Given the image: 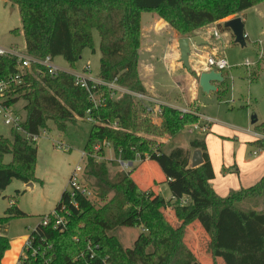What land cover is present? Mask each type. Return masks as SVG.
Segmentation results:
<instances>
[{
    "label": "trees",
    "instance_id": "trees-1",
    "mask_svg": "<svg viewBox=\"0 0 264 264\" xmlns=\"http://www.w3.org/2000/svg\"><path fill=\"white\" fill-rule=\"evenodd\" d=\"M3 1L18 9L21 28L11 33L22 32L27 55L62 58L73 70L83 50L94 52L96 32L98 77L105 82L116 78L119 86L144 94L148 91L138 71L142 13L156 15L180 38H187L200 28L219 25L256 4H264V0ZM13 75H18V83L10 87L3 103L14 106L24 101L21 126L29 135L39 136L49 122L64 132L69 124L84 119L88 111L94 121L83 147L81 181L86 183L89 196L78 194L72 204L63 191L53 210L61 212L64 207L66 213H61L66 228L52 230L38 222L30 233L34 241L45 239L52 246L48 264H201L185 242L186 229L195 222L207 235L206 254L212 264H216V255L224 264H264V213L239 208L244 201L256 204L263 197L264 176L251 187L220 197L210 185L214 175L204 138L191 137L187 147L170 144L172 141L162 145L156 140L181 136L185 128L199 123L197 111L182 114L163 106L161 113L152 117L130 95L107 97L95 108L69 74L56 78L30 74L18 70L13 58H0V80ZM225 75L223 72V81L216 86L218 97L227 89ZM255 130L264 133V123ZM103 142L111 145L114 158L99 162L94 154L102 156L105 148L95 151L94 147ZM250 145L264 151V139ZM194 151L201 159L196 167L191 166ZM7 155L11 159L5 163ZM137 155L142 163L158 167L169 200L142 190L133 180V172L124 171L117 162L133 163ZM36 161L34 141L14 131H10V138L0 136V198L13 181H35ZM19 195L16 192L0 224L28 216L17 206ZM167 209L178 225L169 223L163 213ZM119 228L141 230L131 248H123L112 235ZM9 246V240L0 236V262ZM26 264L41 262L30 259Z\"/></svg>",
    "mask_w": 264,
    "mask_h": 264
},
{
    "label": "rangeland",
    "instance_id": "rangeland-1",
    "mask_svg": "<svg viewBox=\"0 0 264 264\" xmlns=\"http://www.w3.org/2000/svg\"><path fill=\"white\" fill-rule=\"evenodd\" d=\"M239 17L242 20L243 32L246 36L244 47L232 44L234 42L233 35L224 28V22L229 18L222 20L219 25H208L187 35L190 41L189 64L192 70V73L189 74L180 61L178 64L179 71H175L171 64L169 68L166 67L167 63H172L180 55L178 50L179 34L166 25H162V21L156 15L145 12L141 14V29L143 31L151 29L152 31L151 36L147 31H144L141 35L139 73L144 84L146 85L147 81H152L153 85L158 86L157 88L168 91L169 93L161 94L150 89L153 94H159L160 97L174 103L178 99L182 100V98L194 101L184 110L189 111L190 108V110L198 112L197 105L201 114L216 121L210 125L211 131L209 132L192 131L187 127L181 136L173 138V140L169 137L156 139L158 144L163 145L172 141L170 144L187 147L186 143L191 137L204 138L205 140L211 133H217L216 135H219L221 139L212 136L213 139L209 137L207 140L211 149L219 148L220 143H224L227 146L232 145L238 154L242 144H244L242 140L238 145L235 140H232L231 136H226L223 133L242 127L248 132H253L257 125L264 123L263 4L254 5ZM154 20L158 21V24L155 25ZM20 28L17 7L0 0V45L7 48L13 47L19 52H24L25 44L22 32L19 31L18 34L11 33L12 30H20ZM214 31H217L218 37L213 35ZM194 37L200 38L206 44L196 45L192 42ZM93 40L94 52L88 49L83 50L81 58L73 70L80 73L88 65L91 75L95 77L99 73L100 58L99 38L96 32H93ZM208 55L222 56L228 63V69L225 72L227 89L221 97H218L216 92L204 93L198 86L199 75L208 72L204 67V60ZM54 63L63 70H69L68 65L62 58H56ZM150 68L151 70H149ZM178 87L183 90L182 96L184 97L173 93V91L179 90ZM24 104V101H19L13 107L22 116L24 114ZM92 123L84 118L78 120L75 124H69L64 132H60L49 122L48 128L40 132L38 139L35 141L37 161L34 174L35 181L31 183L32 188L22 187L21 182L13 181L7 189L12 196H15L16 192H20L17 206L28 215L24 218L9 221V242L13 238H24L25 242L39 222L40 217L48 214V212L51 213L58 203L61 193L70 189V176L76 173L80 179L83 178L84 158L82 152ZM215 125L217 127H214ZM10 131V128L5 126L0 119V136L10 138ZM257 133L264 136V133ZM224 137L232 139L223 140ZM65 148L68 151H65ZM94 157L99 162L108 161L114 158V152L111 147L105 148L102 156L95 153ZM10 159L11 157L7 155L4 162L8 163ZM135 164V167H137L138 164ZM146 166L143 172L140 169L141 166L134 168L135 170L132 167L131 170L129 169L130 172H133V180L142 190L154 191L158 196L169 200L168 187L163 182L164 178L158 167L156 165L154 167L150 162ZM78 167L81 168L80 172H76ZM129 170L125 169L126 172ZM152 180H154V183L150 187L149 182ZM85 184L83 181L84 186ZM225 196L227 195L225 194ZM239 208L264 213V195L258 203L244 201L239 204ZM140 232V229L119 228L113 231L112 235L119 240L123 248H131ZM185 242L201 264H212V259L206 254L207 235L198 222L191 224L186 229ZM219 264L224 263L220 260Z\"/></svg>",
    "mask_w": 264,
    "mask_h": 264
},
{
    "label": "built area",
    "instance_id": "built-area-1",
    "mask_svg": "<svg viewBox=\"0 0 264 264\" xmlns=\"http://www.w3.org/2000/svg\"><path fill=\"white\" fill-rule=\"evenodd\" d=\"M214 36L218 37L217 31H214ZM246 38V36H245ZM9 57L13 58L16 62V67L20 71H28L30 74H46L51 78H56L62 73H67L72 77L74 86L83 89L87 95L89 101L96 108L101 106L106 98L117 99L123 95L132 96L137 102H139L144 109L152 116L155 117L161 113V108L166 106L163 102H160L157 98L151 97L144 93L132 92L126 88H123L117 84V79L115 78L111 82L102 81L98 76H92L91 71L88 65H86L82 72H76L74 70H63L58 65H55L54 60L50 56L44 58H37L34 56L27 55L24 52H19L13 47H4L0 45V58ZM204 67L207 71H214L218 73L226 72L228 69V63L225 58L222 56H211L208 55L204 60ZM18 83V75L10 76L6 80H0V119L3 124L10 128L11 131L20 133L24 138L30 141H36L38 136H31L22 128L23 116L20 113L16 112L13 107L4 104L6 94L12 85ZM182 114L188 112L187 110H179ZM86 117L91 122H94L92 119ZM199 123L192 125L190 128L192 131H201L207 132L211 124V119L206 117L199 116ZM116 124H114V127ZM258 139H264V136L257 135ZM110 148L111 145L108 142H103L101 145L94 147L95 151L100 150V148ZM68 151L67 148L64 149ZM255 154V153H254ZM82 157L84 153L82 152ZM120 167L125 171V169L133 168V163H141L140 157L137 155L133 163L128 161H122L117 159ZM129 170V171H130ZM81 168L78 167L76 172H80ZM128 171V172H129ZM70 189L67 190V195L72 204H75V197L78 194L88 197L89 192L87 188L83 185L81 179L74 173L69 180ZM61 212L66 213L64 207L61 209ZM53 210L51 213L44 215L40 218L39 222L42 227L50 226L52 230H61L63 231L66 228V219L65 216L61 213ZM33 231V230H32ZM51 250L52 246L45 242V239H42L40 242L34 241L33 237H28L24 242L22 253L19 257L18 264H26L27 260H39L41 264H48L51 262Z\"/></svg>",
    "mask_w": 264,
    "mask_h": 264
},
{
    "label": "crops",
    "instance_id": "crops-1",
    "mask_svg": "<svg viewBox=\"0 0 264 264\" xmlns=\"http://www.w3.org/2000/svg\"><path fill=\"white\" fill-rule=\"evenodd\" d=\"M231 18H229V19H231ZM160 21H162V23H163L162 25H166L167 27H169L163 20L160 19ZM153 22L155 25L158 24V21H156V20H154ZM144 31L149 32V34L151 36V33H152L151 29H145ZM144 31L141 29V35L144 33ZM232 44L237 45L234 42ZM179 56L180 55H178V57H176L172 63H167L166 67L169 68V66L171 64V65H173V68L175 69V71H179V69H180L179 65H178L179 64V59H178ZM151 65L153 66L152 63H151ZM149 70H151V68ZM138 71H139V66H138ZM139 76H140V73H139ZM140 79L142 81L144 88H146V90L148 91L147 95L154 97V98H157L160 102H163L168 107H171V108H174L177 110H181L184 108H188L189 105L192 102H194L191 100H186L184 98H182V100H180V99L176 100V103H174L173 101H170V100H166L164 97H160L159 94H156V93L153 94V92H151L150 89H153V90H155L161 94L169 93L168 91H166L162 88H157L158 86L153 85L152 81H147L146 82L147 84L145 85L143 82V78H141V76H140ZM146 80H148V79H146ZM149 80H150V78H149ZM217 85H218L217 83H213V86H215V88H216V90L214 92L217 91V87H216ZM178 88H179V90L173 91V93H175V95H181V97H184V96H182L183 90H181V87H178ZM196 108L198 110V112H196V114L198 116L210 118L208 116L201 114L197 105H196ZM185 110H187V109H185ZM188 110L190 112H193L192 110H190V108ZM210 119L212 120L210 125H212L216 122V121H214V119H212V118H210ZM210 127L211 126H209L208 132L211 131ZM214 127H217V125H215ZM189 129L191 130L190 127H189ZM216 134L217 133H211V135H209L205 138L206 150L208 153L209 161H210L212 171H213V175H214L213 179L210 181V185H211L212 189L215 191V193H217V195H219L220 197H224V195L225 194L228 195V193L230 191H237V190H240L242 188L246 189V188L251 187L254 184H256L264 176V154H263L264 151H260L259 149L252 147L250 145V143L257 140L258 139L257 135H260V134L257 133L255 128H254L253 132L252 131L248 132V131H246V129H244V127H242L241 129L238 128L237 130H231L229 132L223 133L226 136H231L233 139L232 138H229V139L235 140L238 143V145H239L240 140H242V142L244 144H242L238 154L236 153V151L232 145L227 146L226 144H224V143L221 144L220 142H219L220 143L219 148L211 149V147L208 145L207 140L209 137H210V139H213L212 136H215L217 139L218 138L221 139V137L219 135H216ZM225 139L229 140L228 137L223 138V140H225ZM147 164H148V162H143V163L141 162L138 164V166H141L140 169L142 170V172L147 167L146 166ZM152 164L155 167V164L154 163H152ZM135 166H136V164L133 163V169L138 167V166L137 167H135ZM153 181L154 180L149 182L150 187L153 186V183H154ZM157 185H158V183H157ZM22 187H27V186H26V184H23ZM148 188H149V186H148ZM7 189H8V187L5 189L3 196L0 198V217H2L5 209L7 207H9V205L12 201V198L15 197V196H12L11 192H8ZM6 197H7V199H6ZM17 203H18V201H17ZM49 213L50 212H48V214ZM163 213H164L165 217L167 218V220L169 221L170 224H172L174 226L178 225V222L175 220L173 212L170 209H167ZM9 223L10 222H7L5 224H0V236L6 237L7 239H9V228H10ZM185 234H186V232H185ZM23 239L22 238H13L12 241H10L9 249L4 253L0 264H18V260H19L21 253H22L21 250H22L23 244H24ZM220 260H221V258L218 255H216L215 261L217 264L220 263Z\"/></svg>",
    "mask_w": 264,
    "mask_h": 264
},
{
    "label": "water",
    "instance_id": "water-1",
    "mask_svg": "<svg viewBox=\"0 0 264 264\" xmlns=\"http://www.w3.org/2000/svg\"><path fill=\"white\" fill-rule=\"evenodd\" d=\"M263 10H264V4H263ZM224 28L228 29L232 33L235 44L241 47L245 46L243 23L240 17H235L224 22ZM189 42L190 41L188 38H180L178 41V50L180 54L179 61L181 62L182 66L187 70V72L191 74L192 70L189 64V54H190ZM192 42H194L198 46L206 44L205 41L201 40L198 37H194L192 39ZM222 81H223V76L221 73L214 71L203 72L199 75L198 86L204 93H210L216 90L215 86H213V83L219 84ZM199 164H201L199 153L197 151H194L191 166L196 167ZM26 186L32 188L33 185L31 183H28L26 184Z\"/></svg>",
    "mask_w": 264,
    "mask_h": 264
}]
</instances>
